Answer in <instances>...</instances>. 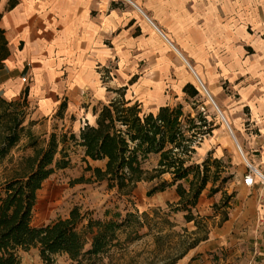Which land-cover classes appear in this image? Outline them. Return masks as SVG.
Instances as JSON below:
<instances>
[{
	"label": "crops",
	"instance_id": "1",
	"mask_svg": "<svg viewBox=\"0 0 264 264\" xmlns=\"http://www.w3.org/2000/svg\"><path fill=\"white\" fill-rule=\"evenodd\" d=\"M9 2L14 6L7 10ZM0 16L9 51L0 70V97L15 101L26 90V102L43 118L37 130L56 125L78 134L86 124L94 125L92 110L71 123L66 116L79 111L88 96L96 104L107 103L111 94L100 80L111 75L112 63L119 76L128 78L125 65L169 57L164 41L183 63L174 67L182 94L191 98L183 92L189 85L199 95L194 78L223 121L203 141L200 154L217 161L227 157L235 176L227 220L212 227L207 239L177 264H264V183H243L246 167L264 177V0H0ZM245 48L250 55H244ZM214 50L213 72L209 56ZM206 76L222 80L231 95L211 88ZM136 82L137 76H130L120 88H125L126 100L141 109L140 100L154 101V113L168 106L161 87L150 91V97H132ZM63 103L62 116L53 119ZM217 104L226 108V119ZM244 111L246 119L241 118ZM151 157L156 158L154 169L159 156ZM175 189L151 196L149 206L177 203ZM205 194L206 188L195 207L199 214L217 203ZM31 226L45 225L36 227L31 221Z\"/></svg>",
	"mask_w": 264,
	"mask_h": 264
},
{
	"label": "trees",
	"instance_id": "2",
	"mask_svg": "<svg viewBox=\"0 0 264 264\" xmlns=\"http://www.w3.org/2000/svg\"><path fill=\"white\" fill-rule=\"evenodd\" d=\"M13 6L9 2L7 10ZM8 55L4 32L0 29V70ZM107 92L116 97L110 98L100 109L93 108L92 114L96 117L94 125L86 124L78 135L62 133L57 136L53 133L45 146L39 145V139L29 137L26 148L32 149V155L22 158L12 175L0 184V264H18L17 250L31 248L38 250L43 264H55L54 256H65L70 264H80L85 256L97 257L105 253L116 234L126 227H142L140 219L146 221L148 231L158 229L155 219L160 216H164L163 224L169 225L165 219L169 213H162L160 208L141 216L126 213L123 219L115 213V220L107 222L93 221L87 215H81L78 208H73L68 218L33 228L31 221L36 192L55 169L68 167L65 149L68 143L82 149L83 160L87 164L88 161L105 162L104 169L88 165L87 170L93 173L97 182L105 183L109 191L115 190L119 195L129 197L140 182L151 184L147 197L176 186L179 200L175 204H166V207L170 213H184V221L193 223L203 235L192 239L184 252L167 264H177L189 250L207 239L204 218L194 215L193 211L207 184L214 186L218 173L216 167L220 161H212L215 166L212 176L209 175L207 160L201 165L190 164V161L195 153V141L210 135L212 124L207 123L200 113L196 115V123L180 105L161 107L156 113L146 114L139 103L125 99V88ZM183 92L191 98L197 96L189 85ZM26 95L25 90L24 100ZM19 106V102H6L0 97V158L18 143L22 132ZM64 106L61 104L59 110ZM152 154L158 155L159 159L157 166L148 171L143 165ZM56 155H60L58 160ZM164 175H169L171 181L162 179ZM181 182H185L187 187ZM211 192L215 190L211 189ZM232 196L222 206L216 207L223 210L219 223L227 220L226 209ZM83 222L86 224L79 229ZM87 234H91L92 238L89 250L84 251ZM131 234L133 230L127 233L125 242L139 238L137 232L132 239ZM155 240L158 242L159 238ZM116 244L120 245L119 242Z\"/></svg>",
	"mask_w": 264,
	"mask_h": 264
},
{
	"label": "rangeland",
	"instance_id": "3",
	"mask_svg": "<svg viewBox=\"0 0 264 264\" xmlns=\"http://www.w3.org/2000/svg\"><path fill=\"white\" fill-rule=\"evenodd\" d=\"M259 36L260 35H256L257 38H260ZM163 43L168 49L169 57H155L149 62L145 61L137 65H125V76H128L129 79L130 76H137L136 84L130 88L132 97L136 98L137 95L141 93H146V95L150 97V91H156L157 87H161L164 92V103L166 105L170 107L180 105L183 108V112L189 115L190 119L195 120L196 123H198L196 115L200 113L202 117L206 119L207 123L212 124V127L219 124L223 125L221 117L212 103L208 100L203 89L199 86L198 81H195L194 78L191 77L192 85L199 91V95L196 98L191 99L182 94L181 89L177 86L178 80L174 67L178 63L182 65L183 63L164 41ZM244 51V55L251 54L246 48ZM215 53L216 51L214 50L211 54L212 56H209V58L212 59L210 67L213 69V72L215 58L212 57L216 56ZM109 70L111 75H101L100 82L104 90L116 91L127 84L129 79L123 78L121 75L119 76V73L116 72V63H112L109 66ZM151 71H154L153 75H150V73H152ZM160 75H162L163 79L160 78ZM205 79L204 81L210 84L211 88L216 86L221 94H230L231 88L227 84L223 85L222 80H216V77L210 80L207 76ZM206 88L209 90L208 87ZM113 97L116 96L110 95V98ZM152 99L158 98L152 96ZM140 101L144 113H154V109L158 104L151 100ZM10 102L20 103L19 111L22 113V132L19 135L17 145L11 148L3 158H0V184L12 175V172L18 167L22 158L32 155V149L26 148L30 136L39 139L40 146H45L49 136L53 133L57 136H60L62 133H66L67 135L74 134L69 127L65 126L67 128L64 129L57 125L58 127L55 128V124V126L50 125L51 128L49 130L46 128L37 130L35 126L39 121L43 120V118H39L35 115L34 106L31 104L29 105L22 96L18 100ZM63 104L65 105V103ZM100 106V104H96V102L88 96L86 97V104L83 103L79 111L68 114V116H66V121H68V123L75 122L87 113V111L91 112L93 108L100 109ZM217 106L226 119V114L224 113L226 108L222 107L220 104H217ZM65 107L66 106H64V109L57 111L53 119H55V117H61V113L65 111ZM246 116L247 112L244 111L241 118L246 119ZM42 124L43 123H41L40 126ZM227 133L231 136L230 131L227 130ZM210 135L202 137L201 141H199V139L195 141L193 146L195 153L191 157L190 164L201 165L207 160L210 171L209 175L212 176L213 171H215V166L212 164L213 159L209 154L202 156L198 150L201 148V144L205 139L209 140ZM211 138H213V135ZM65 149L69 165L63 170L55 169L53 174L44 182L42 188L37 193L36 206L33 209L32 215L33 226L38 227L59 219H66L73 208H78L81 215H87L91 220L100 222L115 220L113 216L115 213H119L121 219H123L126 213H133L137 216H141L142 213L150 214L151 210L155 208H160L162 213H169L165 218L169 222V225L163 224L162 221L164 216H160L155 219L159 230L154 229L148 231L146 221L140 219L139 221L143 222L142 227H126L116 234L115 240L107 247L105 253L97 257L85 256L80 260V264H167L170 260L182 254L187 245L191 243L192 239L202 237L203 234L201 231H197L193 223H186L184 221V213H170L166 205L149 206L152 203V199L147 197L146 193L151 184L144 183L136 186L129 197L119 195L115 190L109 191L105 183L97 182L93 173L87 170L89 164L84 162L81 148L73 143H68ZM59 158L60 155H56L55 159L58 160ZM155 160V157L148 158L143 168L150 171ZM101 165L102 164L90 163V167L92 168L102 167V169H104V166ZM216 170L218 172L216 176L217 180L214 186H212L211 183L207 184L205 195L208 198L212 197L215 201L217 200V203L209 207V211L206 213L199 214L195 209L193 211L194 215L204 218L207 233L220 221L223 210L220 209V207H216L222 206L223 202L232 194L234 187L233 183H235V176L232 175V166L229 164V159L227 157L219 162ZM247 173L253 174V169L251 170L246 167L245 174ZM257 173L261 175L258 171ZM257 176L258 175L255 176V180L261 182L258 178L259 176ZM162 179L168 182L171 181L169 175H164ZM181 184L187 187L185 182H181ZM211 189H214L215 192H211ZM85 224L86 223L83 222L79 226V229ZM132 230L133 234L130 236L131 239L136 232L139 238L127 243L125 242L126 235ZM91 238V234L86 235L84 251L89 250ZM156 238H159L158 242L155 240ZM116 242H119L120 245H117ZM16 257L18 258V264H43L39 257V252L35 248H31L27 251L17 250ZM181 259L179 261H181ZM53 261L55 264H70L65 256H54Z\"/></svg>",
	"mask_w": 264,
	"mask_h": 264
},
{
	"label": "built area",
	"instance_id": "4",
	"mask_svg": "<svg viewBox=\"0 0 264 264\" xmlns=\"http://www.w3.org/2000/svg\"><path fill=\"white\" fill-rule=\"evenodd\" d=\"M253 174L247 173V174L244 175V177H243L244 185H246L248 187L253 185V183L255 181V176H256L255 174H254L255 176ZM258 178L261 180L262 183H264V178H261V177H258Z\"/></svg>",
	"mask_w": 264,
	"mask_h": 264
},
{
	"label": "bare ground",
	"instance_id": "5",
	"mask_svg": "<svg viewBox=\"0 0 264 264\" xmlns=\"http://www.w3.org/2000/svg\"><path fill=\"white\" fill-rule=\"evenodd\" d=\"M253 172H254L256 175H258L259 177L263 178L261 175H259V174L257 173V171H256L255 169H253Z\"/></svg>",
	"mask_w": 264,
	"mask_h": 264
}]
</instances>
